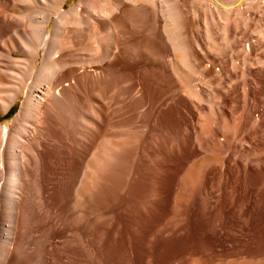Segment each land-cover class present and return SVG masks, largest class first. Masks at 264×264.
<instances>
[{
	"label": "bare ground",
	"instance_id": "bare-ground-1",
	"mask_svg": "<svg viewBox=\"0 0 264 264\" xmlns=\"http://www.w3.org/2000/svg\"><path fill=\"white\" fill-rule=\"evenodd\" d=\"M10 1L24 13L0 12V119L23 100L0 126V264L141 257L144 241L179 230L180 209L148 229L138 212L160 199L159 168L174 150L187 154L189 190L215 166L264 186V0ZM116 170L131 187L142 180L123 201L135 210L122 247L104 202ZM252 230L207 255L167 242L163 258L139 264H264Z\"/></svg>",
	"mask_w": 264,
	"mask_h": 264
},
{
	"label": "rangeland",
	"instance_id": "rangeland-1",
	"mask_svg": "<svg viewBox=\"0 0 264 264\" xmlns=\"http://www.w3.org/2000/svg\"><path fill=\"white\" fill-rule=\"evenodd\" d=\"M75 3L76 0H68L65 3V7H71ZM9 10L17 14H21V12L24 13L23 6L14 5L10 0H0V12ZM22 100L23 97L16 99L9 113L0 119V126H6L8 128L11 125L13 118L20 109L19 107H21ZM146 134L147 131L142 132L143 137H145ZM171 155V157L174 158V162L172 164L161 165L164 160L160 157L157 159V164L159 166L161 165L159 170L161 168L162 169L158 172L156 180L157 191L155 196L160 199L156 200L157 202L155 201L152 204L154 207L151 208V206V210L146 209V207H140L138 208V212H140L142 218L144 219L142 225H145L146 229H148V225L151 223H155L156 221L159 222V219L167 221L166 219L168 218L169 220V217H171L173 214L172 212L175 211L176 208L180 209L184 213L177 217L179 232H166L163 236L152 237L150 240L144 241L142 245L140 244L138 246L142 252L141 257L144 259L146 258L144 257L145 255H151L154 256L156 260H160L163 258L164 254L161 246L167 242H170L169 244L172 245L175 253L189 251L188 254H190L192 251L193 255L194 253L207 255L211 252H218L222 247L224 248V246L228 245L226 241L233 238H231V236L238 228H245L247 226L253 229V233L250 235L252 238L248 241L254 244V246L249 244L252 246L251 249H263L264 218L263 220L252 219L245 223L240 217L242 213L247 212H256L257 214L263 212L264 214V186L261 178L254 174L237 171L238 169H234L232 165V167L230 166L231 170H226L229 169L228 167L222 171L215 166L216 168L214 167V170L203 175V177L200 176L198 185L196 186L198 188H195V190L192 191L189 190V179L187 173L185 174L186 168L183 172L179 170V166L184 164L182 161L186 158V152L174 150ZM212 157L216 158V160L219 159V156L216 154ZM201 163L202 158L198 160L194 171H198L197 169L201 166ZM138 169H140L139 173L142 172L144 175L142 167L137 168V170ZM0 170H2V167H0ZM118 174L119 173L116 170L114 175L117 176L118 179L113 176L115 178L114 180L113 178L107 180L105 184L106 186H104V202L107 210L112 209L113 211H117L115 212L118 222L116 234L117 243L120 247H122L128 231L126 223L127 219L125 216L132 214L135 210L132 205H128L123 201L124 198L129 195V190L133 186L137 188V186L142 183V180H136V183L133 182L131 187L129 186L127 179L123 178L122 180V177H119L120 175ZM139 178L142 179V177ZM124 179H126V181ZM114 185L115 187L113 189ZM144 195H148L147 190L143 191V196ZM153 209L154 211H152ZM242 209L243 212H240ZM221 226H225L227 228L223 227L222 229ZM227 229L233 233L230 234V231ZM220 231L222 233L225 232L226 234H221ZM224 235H228L229 237H227L229 239L226 237L225 240ZM220 237L223 238L222 240H224L227 244H225ZM141 257L136 254L130 264H139Z\"/></svg>",
	"mask_w": 264,
	"mask_h": 264
}]
</instances>
